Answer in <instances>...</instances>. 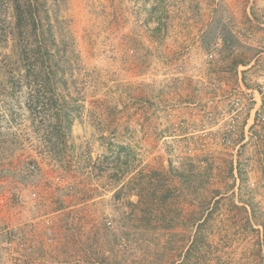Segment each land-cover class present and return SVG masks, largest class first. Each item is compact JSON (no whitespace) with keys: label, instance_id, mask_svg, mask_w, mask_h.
Listing matches in <instances>:
<instances>
[{"label":"rangeland","instance_id":"rangeland-1","mask_svg":"<svg viewBox=\"0 0 264 264\" xmlns=\"http://www.w3.org/2000/svg\"><path fill=\"white\" fill-rule=\"evenodd\" d=\"M57 4L53 40L75 60L56 89L71 120L60 160L31 109L41 87L25 82L11 37L0 43V264H264V131L247 123L264 78V0ZM215 18L245 64L202 47ZM16 205L64 209L59 234L45 231L60 244L34 255L4 218Z\"/></svg>","mask_w":264,"mask_h":264},{"label":"trees","instance_id":"trees-1","mask_svg":"<svg viewBox=\"0 0 264 264\" xmlns=\"http://www.w3.org/2000/svg\"><path fill=\"white\" fill-rule=\"evenodd\" d=\"M57 2L58 0H52V4L46 6L45 0H0V43H4L7 36L11 37L12 50L18 54V67L26 70L25 82L28 83L30 81L28 77L33 74L31 76L33 83L36 87H41L30 100V105L32 111L35 110L43 115L38 114L40 121L46 124V138L43 144L56 157L63 151L61 145L65 142L64 134L69 131L71 123L69 110H67L70 106H64L65 100L59 105L56 89L58 86L62 88L67 86V81L70 79H67L65 74L68 70L71 72L72 65L75 63V60L73 62L71 56L67 55V51L71 48H68L69 44L65 40L62 41L63 37L59 42L53 40L55 31L63 34L57 16L59 6ZM8 8L11 10L9 17H12V20L10 21L6 15ZM216 28L218 31H214ZM204 33L201 45L205 50L215 52L217 58L227 61L231 69L239 64H245L242 58L230 56L240 41L232 31L231 24H226L223 19L215 18V22L213 21ZM217 39H219L218 42H216ZM115 158L114 162L118 166L126 163L119 160V155ZM57 160H60L59 157ZM192 167L193 164L190 162V170ZM171 170L174 171L172 168ZM98 171L101 172V168ZM176 172L178 175H184L178 169Z\"/></svg>","mask_w":264,"mask_h":264},{"label":"crops","instance_id":"crops-1","mask_svg":"<svg viewBox=\"0 0 264 264\" xmlns=\"http://www.w3.org/2000/svg\"><path fill=\"white\" fill-rule=\"evenodd\" d=\"M245 73L246 72H243L242 74L244 75ZM238 75L240 77L241 73L238 72ZM252 89H254V88H252ZM43 201H42V204L44 203ZM82 204L84 205V202L81 201V203H79L77 205V207L81 206ZM25 209H28V207L27 206L21 207L20 205H16L15 206V212L11 213L10 219L6 218L5 216H4V218L6 219V221L10 220V224H12L11 225L12 230L17 229L18 232L20 231V235H22L21 238L26 243V245L32 246L31 248H34L35 253H33V254L36 255V253H39V252L42 253L44 251V249L49 250L50 247L54 248V246H58V244H60L61 239L57 240L55 237V239L50 241V244H49V243H47L45 231H46V228H49L48 226H50L52 229V232L54 233L55 236L59 234V232H60V220H61V217L63 215L64 209H60L59 211H54L51 214L47 213L44 216H36L35 214L30 215L29 213L28 214L24 213ZM41 211L47 212V210H45V208H43V210H41ZM30 216L33 218H31ZM45 216H49L50 219L46 220L44 218ZM1 217H2V220H4L3 214H0V218ZM85 217H86V215L82 214L81 219H80L81 224H82V222H84L82 220H84ZM30 227H31V230L29 229ZM54 250L55 249H53L52 251H54ZM29 259L31 260L30 257H29Z\"/></svg>","mask_w":264,"mask_h":264},{"label":"built area","instance_id":"built-area-1","mask_svg":"<svg viewBox=\"0 0 264 264\" xmlns=\"http://www.w3.org/2000/svg\"><path fill=\"white\" fill-rule=\"evenodd\" d=\"M252 92V100L254 101L253 107L249 109V117L247 118L248 125L258 126L264 131V78L258 80V84ZM232 103L235 109L241 107L237 98H233Z\"/></svg>","mask_w":264,"mask_h":264}]
</instances>
